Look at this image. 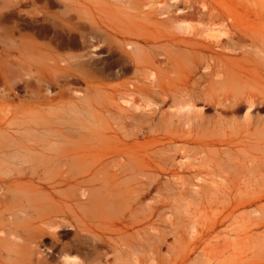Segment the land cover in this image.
I'll return each instance as SVG.
<instances>
[{
    "label": "bare ground",
    "instance_id": "1",
    "mask_svg": "<svg viewBox=\"0 0 264 264\" xmlns=\"http://www.w3.org/2000/svg\"><path fill=\"white\" fill-rule=\"evenodd\" d=\"M0 264H264V0H0Z\"/></svg>",
    "mask_w": 264,
    "mask_h": 264
}]
</instances>
